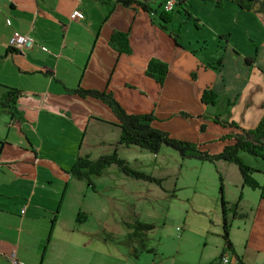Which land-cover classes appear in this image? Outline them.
Segmentation results:
<instances>
[{
	"label": "crops",
	"instance_id": "1",
	"mask_svg": "<svg viewBox=\"0 0 264 264\" xmlns=\"http://www.w3.org/2000/svg\"><path fill=\"white\" fill-rule=\"evenodd\" d=\"M138 1L155 10L115 0H0V96L16 91L11 107L0 104V264H11V253L21 264H98V249L81 235L86 221L74 223L76 212H83L87 220L90 213L102 218L126 209L125 221L136 219L129 206L114 201V191L99 188L101 182L127 177L115 166L91 178L93 190L68 173L76 155L95 158L115 149L121 157L119 150L128 149L114 145L119 130L108 107L74 89L109 93L125 112H150L153 127L173 138L200 143L202 149L210 151L209 146L216 145L214 152L228 142L218 137L230 129L201 116L220 106L219 101L202 104L198 99L202 88L227 97L231 104L226 116L242 128H252L264 114V14L244 11L230 0H222L220 7L212 0H185L183 8L190 17L180 8L164 30L156 17L163 0H154L156 5ZM74 8L80 17L69 18ZM228 20L234 21L228 26ZM176 29L177 45L168 34ZM244 30L250 44L246 49L240 46ZM114 32L125 34L128 53L110 47L108 39ZM13 33L26 34L33 43L10 48L7 42ZM234 34L240 42L232 40ZM207 40L215 45L205 55ZM251 55L253 61L245 64L244 58ZM150 57L167 65L161 84L144 74ZM217 57L216 70L204 65ZM121 158L129 164L127 157ZM223 162L225 169H234ZM75 180L84 182L79 193L73 191ZM62 182L57 199L55 188L60 189ZM230 184L236 191L223 198L230 203L240 194L235 212L244 216L243 240L234 242L228 232L235 255L229 251L222 255L228 256L227 264L259 263L264 260V198L256 189L242 186L240 176ZM216 197L218 193L210 195L212 201ZM217 209L215 221L220 225L219 204ZM60 217L65 223L59 222ZM205 230L199 241L212 250L182 257L176 253L170 262L158 264H221L220 230L214 239L207 238L213 234L210 228ZM139 253L127 254L134 258Z\"/></svg>",
	"mask_w": 264,
	"mask_h": 264
},
{
	"label": "rangeland",
	"instance_id": "2",
	"mask_svg": "<svg viewBox=\"0 0 264 264\" xmlns=\"http://www.w3.org/2000/svg\"><path fill=\"white\" fill-rule=\"evenodd\" d=\"M149 1L153 2L154 0ZM151 5L156 4L153 2ZM228 13L229 11L226 12V14ZM233 21L228 20L227 25H231ZM237 27L238 25L234 29ZM238 37L234 34L232 40L235 41ZM246 38L244 30L240 38L243 39L240 43L243 49H246L247 45L250 47ZM236 41L240 42L239 38ZM204 44L203 48L206 49L203 50L204 54L208 55L214 49L215 44L212 41L208 42V40ZM214 107L216 108L215 113L221 118L225 117L231 120L226 116L229 106L215 105ZM209 148L210 152H214L216 145H210ZM119 153L121 157H127L132 167L136 164L139 170L161 178L160 185H156L153 182L135 180L128 176L124 178L123 175H119L108 183L101 182L99 187H103L104 192L114 191L116 197L114 201L119 205L123 204L125 208L129 206L132 213L131 217L134 215L133 218L152 225L151 229L144 232L142 238L144 247L150 248L151 251L141 252L139 250V244L131 236L132 229L125 225L126 209L123 213L114 211L111 215L102 218L90 213L87 220L86 217L84 219L86 225L81 235L83 241L92 239L89 246L92 249H98V264H158L159 261L168 263L167 261L170 262L176 253L182 257L186 254L189 256L191 253L198 255L205 248L204 251L208 248L212 250L211 246L206 247L208 246L206 245L204 247V242L199 241L198 236L205 233V228H210L213 234L207 238L214 239L220 230L219 222L215 221L219 199L216 197V201H212L213 198L211 199L210 195L217 193L218 174L221 177L223 196L226 195L230 198L229 195H234L236 190L230 183L239 176L235 165L229 164L234 168L231 171L225 169L220 161L215 163V161L209 162L194 157H181L176 150L165 145L160 147L155 156L135 146L120 149ZM240 157L246 165L249 163L252 165L251 167H256L254 169L258 171H253L251 177L260 181L261 172L264 169V159L261 160L258 157L252 159L253 156L248 154H242ZM223 164L228 163L223 162ZM80 184L83 185L84 182L75 180L72 183L74 192L79 193ZM62 185L63 182L60 189L58 186L55 188L58 191L57 199L61 193ZM104 185H108V187L106 188ZM98 200L102 201L99 198ZM88 202L92 203L93 200L88 197ZM92 205L96 207L94 204ZM243 217L235 215L229 219V236L236 243L243 240V232L241 231ZM59 222L65 223V218L60 217ZM92 233L95 237L90 238ZM219 238L218 235V240ZM132 251L140 253L133 258L127 254L132 253Z\"/></svg>",
	"mask_w": 264,
	"mask_h": 264
},
{
	"label": "trees",
	"instance_id": "3",
	"mask_svg": "<svg viewBox=\"0 0 264 264\" xmlns=\"http://www.w3.org/2000/svg\"><path fill=\"white\" fill-rule=\"evenodd\" d=\"M123 6L134 4L139 6L145 11H154L145 3L138 0H115ZM215 7H220L222 0H212ZM238 8L248 11L253 14H264V0H230ZM163 2V1H162ZM161 2V4H162ZM185 0H176L173 8L170 11H163L160 4V10L157 12V22L162 29L165 28V24L168 23L173 13L179 12L182 8L186 18L190 15L183 8ZM192 21H195L192 19ZM168 34L174 40V44L177 45L179 40L178 29L173 31H168ZM110 47L116 52H129V47L127 45L126 36L124 33L114 32L110 35L108 39ZM254 55V54H253ZM253 55L245 57L244 63L249 64L253 61ZM220 64V57H217L213 62L205 63L204 65L210 67L214 70L218 68ZM144 74L152 78L158 84L162 83V80L167 71V65L161 60L150 57L144 63L143 68ZM191 78L194 77V72L190 73ZM74 92L78 94L90 95L92 97L100 99L109 109L112 116L115 119L114 125L117 126L119 133L115 141V146H135L142 150H145L151 154H156L162 145L169 146L176 150L181 157L188 156L194 157L199 160L214 162V161H224L227 163H232L236 166L241 179V185L247 186L250 189H256L258 191V197L264 198V172L262 173L261 180L258 182L253 177L251 173L253 171H258L253 167L246 165L241 160L239 152L251 155L253 157H258L264 159V114L259 118L257 123L252 128H242L237 125L234 121L228 120L227 118H221L215 112H204L202 117L211 120L213 123L218 124L221 127L229 128L230 131L221 134L218 140H228L217 152H210L207 148H199L200 143L177 139L169 136L167 132L155 128L152 126V121L154 116L149 113H127L122 107L111 97L109 93L97 90H83L74 89ZM16 96L15 90H8L1 94L0 104L7 105L11 107ZM199 101L204 105H214L219 101V104L224 107H228L231 102L227 97H218V95L210 88L205 86L200 91ZM181 115L185 113L181 112ZM204 124L199 125V130H204ZM115 166L121 173L135 180H142L153 182L156 185H160L161 178L154 177L148 173L140 170H136L129 166V164L119 157L113 149L110 153L100 154L95 158H89L85 154L76 155L71 165L68 168V173L76 179H81L85 181V184L93 190V184L91 183L92 177H98L102 171L110 166ZM218 204L220 210V233L219 236L223 243L222 252L219 253L217 259L222 255L223 252L229 251L235 255L231 242L228 237L229 231V219L231 217L243 216L241 213H236L235 208L237 206V201L240 198L238 194L236 200L232 203H227L222 195V184L221 177L218 174ZM229 216V217H228ZM85 219V214L81 211H77L74 223L79 225ZM125 225L132 229L131 236L136 239L139 244L140 251H151L150 248H145L142 243V238L145 231L151 229L152 225L147 222H141L137 219H132L130 222H126ZM207 264H213L209 262ZM241 264V263H238Z\"/></svg>",
	"mask_w": 264,
	"mask_h": 264
},
{
	"label": "built area",
	"instance_id": "4",
	"mask_svg": "<svg viewBox=\"0 0 264 264\" xmlns=\"http://www.w3.org/2000/svg\"><path fill=\"white\" fill-rule=\"evenodd\" d=\"M175 2H176V0H163V2L161 4L162 10L163 11H170L174 7ZM76 17H80V13H79V10L77 8H74L69 13V18H76ZM32 43H33V41L28 35L22 34V33H13L7 42V46L10 48H18L20 46H29ZM8 258H9V261L11 262V264H21L15 258L13 253L8 255ZM228 262H229V258L226 254H223L219 257V263L227 264ZM256 264H264V260L259 262V263H256Z\"/></svg>",
	"mask_w": 264,
	"mask_h": 264
}]
</instances>
